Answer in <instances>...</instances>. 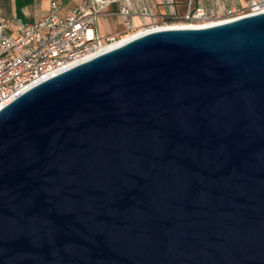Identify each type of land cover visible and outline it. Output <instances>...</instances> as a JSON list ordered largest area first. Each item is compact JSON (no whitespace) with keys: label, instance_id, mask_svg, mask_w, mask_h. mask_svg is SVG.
Masks as SVG:
<instances>
[{"label":"water","instance_id":"obj_1","mask_svg":"<svg viewBox=\"0 0 264 264\" xmlns=\"http://www.w3.org/2000/svg\"><path fill=\"white\" fill-rule=\"evenodd\" d=\"M0 264H264V12L138 35L3 106Z\"/></svg>","mask_w":264,"mask_h":264},{"label":"built area","instance_id":"obj_2","mask_svg":"<svg viewBox=\"0 0 264 264\" xmlns=\"http://www.w3.org/2000/svg\"><path fill=\"white\" fill-rule=\"evenodd\" d=\"M230 0H224L227 4ZM45 16L33 23L14 22V31L0 7V109L26 90L78 64L98 49L119 42L126 37H101L96 31L99 17H121L127 21L149 19L143 27L167 24L199 25L214 21H233L264 12V0H248L242 8L232 3L219 12L214 0L205 10L195 0H187L185 12H174L171 22H163V15L152 11V0H84L76 8L58 15V0H47ZM114 7L108 11V7ZM140 31V30H139ZM85 62V61H84Z\"/></svg>","mask_w":264,"mask_h":264},{"label":"crops","instance_id":"obj_3","mask_svg":"<svg viewBox=\"0 0 264 264\" xmlns=\"http://www.w3.org/2000/svg\"><path fill=\"white\" fill-rule=\"evenodd\" d=\"M83 1L84 0H58L59 5L61 6V10L58 12V15L61 16L64 13L76 8ZM247 1L248 0H230L227 4H225L224 0H215L218 5L219 12H222V10L230 6L231 3L236 8H242L246 5ZM186 2L177 3L175 0H152V11L155 14L163 15L162 12H159L158 10V8L162 7L160 11H164V14L171 13L172 11L173 13L177 12V14H179L177 6L185 5ZM195 2L197 6H201L208 11L212 8L214 0H195ZM0 7L2 10V15L8 20L9 24H14L16 20H20L24 23H33L45 16L48 10V2L47 0H0ZM107 10L113 11L114 7L110 6L107 8ZM113 21H117V25L115 26L114 30L109 27V22ZM140 21L143 22L142 19L127 21L121 17L101 16L97 20L96 31L101 37L114 35L116 37L123 38L139 31L138 29L140 26ZM99 22L103 23L104 29H101L102 26H99Z\"/></svg>","mask_w":264,"mask_h":264},{"label":"bare ground","instance_id":"obj_4","mask_svg":"<svg viewBox=\"0 0 264 264\" xmlns=\"http://www.w3.org/2000/svg\"><path fill=\"white\" fill-rule=\"evenodd\" d=\"M227 22V21H226ZM225 23V21H214V22H210V23H204V24H199V25H187V24H172V25H165V26H161V27H152L149 29H143L140 31L135 32V34L133 33L132 35L128 36L127 38H124L123 40L119 41V42H115L114 44L111 45H106L100 49H98L95 53L83 58L80 62H84L87 60H90L102 53H105L107 51H110L122 44H124L125 42H127L128 40H130L133 37H136L138 35L150 32V31H156V30H163V29H190V28H205V27H210V26H214L217 24H222Z\"/></svg>","mask_w":264,"mask_h":264},{"label":"rangeland","instance_id":"obj_5","mask_svg":"<svg viewBox=\"0 0 264 264\" xmlns=\"http://www.w3.org/2000/svg\"><path fill=\"white\" fill-rule=\"evenodd\" d=\"M168 1H170V0H168ZM175 1L177 3L186 2V0H175ZM177 9L179 11V14L182 15L185 12V10H186V6L185 5H178L177 6ZM142 20H143V22L140 21V26H139V29L138 30H140L141 28L145 27V25L150 22L149 19H142ZM172 24H176V23H172ZM172 24H167V25H172ZM116 25H117V21L109 22V27L112 28V30H114V28H115ZM99 26L100 27L102 26L101 29H104L102 22H99ZM9 29H11V30L14 31V25L13 24L9 25Z\"/></svg>","mask_w":264,"mask_h":264},{"label":"flooded vegetation","instance_id":"obj_6","mask_svg":"<svg viewBox=\"0 0 264 264\" xmlns=\"http://www.w3.org/2000/svg\"><path fill=\"white\" fill-rule=\"evenodd\" d=\"M161 8H162V7L158 8L159 12H162V14H163V20H161V21H163V22H171V21H172L171 18H170V17L167 18L166 16H171V15H173V11H172L171 13H165V14H164V11H160Z\"/></svg>","mask_w":264,"mask_h":264}]
</instances>
